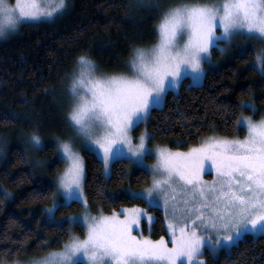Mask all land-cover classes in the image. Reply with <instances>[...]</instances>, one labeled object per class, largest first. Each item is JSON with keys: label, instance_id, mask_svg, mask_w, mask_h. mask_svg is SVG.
<instances>
[{"label": "snow or ice", "instance_id": "1", "mask_svg": "<svg viewBox=\"0 0 264 264\" xmlns=\"http://www.w3.org/2000/svg\"><path fill=\"white\" fill-rule=\"evenodd\" d=\"M66 8L67 0H16L15 5L0 0V35L15 31L24 20L52 18ZM218 26L222 28L219 35ZM157 31L159 42L155 46L133 50L131 75L97 76L95 63L86 55L78 57L82 71L71 81L73 105L68 118L77 138H84V147L102 153L106 169L114 159H128L140 168L147 167L144 159L153 152L146 141L151 136L144 132L134 144L131 132L147 121L153 107L162 105L169 87L177 86L182 76L199 79L216 40L243 34L264 41V0L181 3L162 13ZM256 59L264 70V48L257 52ZM83 69H87V78ZM239 107L255 111L251 102ZM236 123L247 129L243 139L213 135L186 151L157 147L151 188L125 194L147 198L154 205V193H163L167 218L169 200L175 199L169 193L177 188L184 193L183 206L172 207L170 240L134 234L146 215L145 209L133 206L123 208V215L113 211L99 216L85 211L82 216L68 218L72 224L86 228L84 239L73 237L63 249L30 258L28 264H81V256L87 264H207L203 259L205 249L210 254L219 248L230 250L244 234L264 233V118L254 121L242 116ZM31 142L43 146L35 133ZM58 152L67 162L59 178L62 196L67 199L47 209L50 224L59 223L55 211L70 206L71 200L82 203L85 209L88 206L82 186L83 158L72 140L61 141ZM207 167L216 173L211 182L202 176ZM147 219L153 218L148 215Z\"/></svg>", "mask_w": 264, "mask_h": 264}, {"label": "trees", "instance_id": "2", "mask_svg": "<svg viewBox=\"0 0 264 264\" xmlns=\"http://www.w3.org/2000/svg\"><path fill=\"white\" fill-rule=\"evenodd\" d=\"M182 1L67 0V8L54 19L25 22L17 34L0 40V137L22 133L26 143L25 136L35 133L44 140L41 149L32 146L31 154L7 149L3 143L0 250L11 252L0 251V263L43 256L61 248L72 233L67 222L50 224L46 212L54 199L56 173L64 160L49 162L56 155L57 145L44 126L58 123L61 117L55 99H61L57 92L76 69L78 57L86 55L104 70H125L135 48L150 47L158 40L162 13ZM213 53H219L217 46ZM255 56L253 47L236 51L220 66L207 70L202 84L187 86L183 82L180 90H168L162 106L153 107L147 119L151 141L186 149L212 133L244 135L246 128L236 122L251 109L239 105L255 101L259 111L254 116L264 113V72L252 64ZM82 154L84 192L92 212L145 207L155 214L151 237L167 235L160 207L148 205L145 198L125 195L150 184L152 175L147 169L128 159H115L107 176L94 151L83 149ZM81 207L82 203L73 200L56 214ZM73 229L80 235L85 233L81 224ZM207 264H264V233H247L229 252L210 256Z\"/></svg>", "mask_w": 264, "mask_h": 264}, {"label": "rangeland", "instance_id": "3", "mask_svg": "<svg viewBox=\"0 0 264 264\" xmlns=\"http://www.w3.org/2000/svg\"><path fill=\"white\" fill-rule=\"evenodd\" d=\"M6 2L9 5H15L16 0H6ZM40 2H42V0H38V3H40ZM44 2L55 3V0H44ZM213 2H215V0H207V1H190V0H185V1H182V2H177L176 4H173V5L169 6L168 8L173 7V6H176V5L181 4V3H190V4H192V3H199V4H204V3H213ZM56 16L57 15H54L52 18H42V19L35 20V21L24 20L21 23H19V25H18V27H17V29L15 31L9 30L6 35H0V40L8 39L11 36L17 34L20 31L22 24L25 23V22H39V21H43V20H52ZM220 32H222V28H220L218 26L216 28L217 35H219ZM184 38H186V35H185ZM158 42H159V37H158V40L156 41V43H154L152 46H150V47H139V48L149 49V48H152L153 46H155ZM182 42L183 41L181 40V43ZM214 46H217L218 49H219V53L216 54V55L213 53V47ZM248 47H253V49H255L256 54H257V52L261 48H264V41H262V40H260L258 38H255L253 36L243 35V34L233 35L228 40H225L223 38L216 40L215 43L213 44V46L210 47V50H209L210 51V54H209L208 58L202 64V67H203L204 71L200 75L199 79L194 81L191 75L185 74L184 76L181 77V79H180V81H179V83H178L177 86H175V87H169L168 90H173V91L180 90V87L183 84V82H185V85H187V86L200 85V84H202L203 81H204L205 73H206L207 70L213 69L215 67L220 66L229 57H231V55L234 52H236V51H242V50H244L245 48H248ZM131 57H130V59L128 60V62L126 64V69L125 70H122V71H117V70H104L95 60H93V59H91L89 57L88 58L95 63V65H96L95 75L99 76V75H112V74H120V73H124V74L131 75V71H130V67H129V61L131 60ZM252 64L255 67H257L260 70V72H262V73L264 72V70L261 69L259 63L257 62L256 56H255V59L252 61ZM81 71H82V69H81V66H80V64L78 62V65H77L76 69L73 71V73L70 75V77L60 86V88H59V90L57 92V93L60 92V95L62 96L61 99H58V100L55 99V102L57 103V106H59V111L60 110L62 111V114L59 112V116H61V117L59 118L58 123L56 122V123H53L52 125L46 124V126H44V129L48 132L47 135L51 139H53L52 141H54V142L56 141L55 143L57 145L56 155L53 156V157H51L50 160H49V162H51V163H53L57 159H60L59 158L60 157V153L58 152V147H59V143L61 141H64V140H72L74 149L80 153V155H81V157L83 158V161H84V157H83V154H82V150L83 149H86L84 147V138H82V137L81 138H77V134L74 131V129L72 128L71 123H70L69 118H68L69 111L71 110L72 105H73V97L70 95V91H69L70 90L71 81H72L74 75L79 74ZM83 71L86 74L85 75V78H87V69H83ZM251 103L254 105L255 111H253V109L250 108L251 109L250 112L243 113L241 115V117L242 116L251 117L254 121H258L261 118H264V113L261 114L258 117H255L254 116L259 111V106H258V104L255 101H252ZM66 108H67V112L64 111V110H66ZM64 113H65V115H64ZM140 124H142V126H140L137 130H136V128H134V130L131 132V135L134 137V139H133V143L134 144L139 142L138 141V138L144 132L149 133L150 136H151V139H152V133L149 130V128L147 127V121L144 122V123H140ZM246 134H247V129H246L245 134L242 135V136H238V135L229 136V135H224V134H219V133H212V134H209V135L205 136L204 138L215 135V136H219V137H225V138H228V139H232V138L243 139V137ZM32 135L25 136L24 139L26 140V143L23 140L22 133H20L17 137H13L12 136V137H8V138H4V139H2V137H0V154H3L4 153L3 143L5 144V146H6L7 149H9V148L10 149L11 148L21 149V150H24L25 153L31 154V151H33L32 150L33 144L31 142V136ZM58 137H60V138H58ZM151 139L147 140L146 141V144H147L148 148H150L152 150L153 154L145 157L144 164L147 166L145 169H147L151 173V175H152L151 167L154 166L155 163H156V156L154 154L156 148L157 147H168V148H171L173 150H175L177 148L176 147H172V146H170L168 144H165V143H159L157 141H151ZM41 142H42V145H44V140L43 139H41ZM194 145H197V144H194ZM191 146H193V145H191ZM33 147L40 148L41 149L43 146L42 147L33 146ZM179 149L182 150V151H186L188 148H186V149L179 148ZM94 152L102 160V153H98L97 151H94ZM34 160L36 161V163L39 166L38 160H36V159H34ZM114 160H111L109 162V165H108V168L107 169L105 168L104 163H103V171H104V173L107 176H109L111 174V171H112V163H113ZM102 162H103V160H102ZM66 167H67V162L64 160L63 167L60 169V171H58L56 173V177H55L56 190H55L54 199H53L52 203L47 206V209L53 208L56 201H59L61 199H67L66 197H63L62 196L63 190L60 189V187H59V178L62 175V173L65 171ZM215 175H216L215 171L212 170L210 167L205 168L204 172L202 173L203 179L204 180H207L209 182H211L213 180V178L215 177ZM84 178H85V164H84ZM82 186H83V192H84V179H83V182H82ZM151 186H152V178H151V182H150L149 185L144 186V187H142V188H140L138 190H135L134 193H142L146 189L151 188ZM169 195L170 196H173L175 199L174 200H171L170 199L169 200V203H168V217L167 218L165 217V223H166V227H167V235H163V237L165 238V240H170V237H171V234L168 231V221H169V219L172 218V207H173L174 204L182 207L183 206L182 205V201L184 199V193L179 188H177V190L174 193L170 192ZM154 196L156 197V201H157L154 205L149 204L148 199L145 198L147 200V202H148V205L160 207L163 210L164 216H165L164 196H163V193H154ZM84 197L86 198L85 192H84ZM72 201L73 200L69 201V203L72 202ZM133 206H136V205H133ZM133 206H123L120 209L115 210V212L118 213V214H120V215H123V213L121 211L123 208H132ZM136 207H139L141 209H145L146 210V215H145L144 218H142L141 224H140L139 228H137V229L134 230V234H136V235H141L142 234L143 236H147V237H149L152 240H158L160 237L159 238H156V239H154V238L151 237L152 223H153V221L155 219L154 212H152L150 210H147L145 207H140V206H136ZM47 209H46V212H47ZM85 211H87L88 214L93 215V216H99L100 214L111 215L113 213V212H110V213H103V212L102 213H94V212L91 211V209L89 207V204L87 206V209H85L84 205L82 204V207H81L80 210L75 211V212H69V213H66L64 215H57L56 214V211H55V220L57 222H59V223H65V222H67L68 225H69V227L71 228V231H72L69 239L67 241H65L64 245L66 243H68V241L71 238H73V237H78L80 239H84L85 238L86 228L84 227V229H85L84 235H80V234L74 232V229L73 228H74L75 224H72L69 221V219H68L69 217H73V216H82ZM47 215H48V213H47ZM148 215H150L153 218L151 221H149L147 219V216ZM259 234H262V233H255V235H259ZM64 245L61 248H56L55 250H51L49 252L59 251V250L63 249ZM169 246H171V245L169 244ZM230 250L229 249H221V248H219L217 252L210 254L209 251L207 249H205V255L203 256V259L207 262V259L210 256L217 255L221 251L229 252ZM49 252H47L46 254H44L43 256H40V257H45ZM37 258H39V257H37ZM29 260H26V261H14V262H5L4 261V262H1L0 264H28ZM81 263L87 264V260L83 256H81ZM185 264H187V262H185Z\"/></svg>", "mask_w": 264, "mask_h": 264}, {"label": "flooded vegetation", "instance_id": "4", "mask_svg": "<svg viewBox=\"0 0 264 264\" xmlns=\"http://www.w3.org/2000/svg\"><path fill=\"white\" fill-rule=\"evenodd\" d=\"M246 234H247V233H246ZM246 234H244L240 239H242ZM240 239H239V240H240ZM239 240H238V241H239ZM238 241H236L235 244H237ZM235 244H234V245H235ZM231 248H232V247H231ZM221 249H226V248H221Z\"/></svg>", "mask_w": 264, "mask_h": 264}]
</instances>
